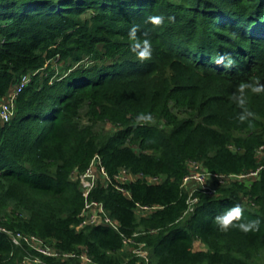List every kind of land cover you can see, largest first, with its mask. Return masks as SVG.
Segmentation results:
<instances>
[{"label":"trees","instance_id":"obj_1","mask_svg":"<svg viewBox=\"0 0 264 264\" xmlns=\"http://www.w3.org/2000/svg\"><path fill=\"white\" fill-rule=\"evenodd\" d=\"M145 38L151 56L141 59L133 49ZM27 73L13 118L0 120V226L85 248L97 264H122L123 235L134 232L153 264H264V169L196 192L187 212L181 187L189 160L218 174L264 168V0H0V102ZM94 154L112 179L120 168L137 175L128 194L100 182L91 191L117 231L77 228L83 197L71 172ZM136 202L158 207L139 213ZM237 204L222 230L216 218ZM248 221L258 226H231ZM25 253L0 232V264Z\"/></svg>","mask_w":264,"mask_h":264},{"label":"built area","instance_id":"obj_2","mask_svg":"<svg viewBox=\"0 0 264 264\" xmlns=\"http://www.w3.org/2000/svg\"><path fill=\"white\" fill-rule=\"evenodd\" d=\"M33 74L34 73H27L22 75L20 80L13 88H11V90L0 102L1 121L8 122L13 118L15 114L16 96L30 82ZM259 149H261V147ZM187 167L188 172L182 178L181 187L190 184L192 186L187 189V210L185 212L191 211L194 204L198 201L196 192L202 191L207 194L215 193V186L209 181L223 183L230 179L233 180L232 177H237L242 179V182L244 183H250L252 180L258 178L260 172L264 169L262 165H259L257 168L247 173L218 174L206 171L200 162L193 160H189L187 162ZM136 176L129 173L126 168H120L114 175V179H112L103 166L102 159L99 154H94L88 165L83 170L74 168L71 172V177L72 179L78 181L81 195L83 197V205L78 213L80 222L78 223L77 228L81 229L87 225L106 224L117 231L119 229V222L108 214L101 201L91 197V191L100 182L103 186L112 185L128 194L127 189H125L123 185L131 182ZM141 176L147 181L148 178L154 180L157 179V177ZM135 205L136 210L139 213H147L158 207L155 205H141L137 202ZM0 232L4 233L13 245L26 248V253L23 255L19 264H46L43 257L58 258L62 262L75 259L77 260V264H97L85 248H82L79 252L61 251L56 249L53 244H50L33 234L23 233L18 230H10L2 226H0ZM138 234V232H134L130 236L123 235V244L128 246L134 255V261L132 264H153L150 261V255L146 248V242L136 240L135 237ZM61 264L71 263L64 262Z\"/></svg>","mask_w":264,"mask_h":264},{"label":"clouds","instance_id":"obj_3","mask_svg":"<svg viewBox=\"0 0 264 264\" xmlns=\"http://www.w3.org/2000/svg\"><path fill=\"white\" fill-rule=\"evenodd\" d=\"M150 20L156 22V23H160L163 21V17H150ZM137 25H133V27L130 29V35H135L136 31H137ZM137 49H139V51L137 52V55L139 58L141 59H148L151 56V43L150 41L145 38L143 41H140L139 39L136 40L135 42V48L133 49V51H136ZM257 91H259V89H257ZM139 119H151V115L149 114L148 116H144L141 115L139 117ZM242 213V209L240 207V205H235L233 208H231L228 212L218 216L216 218L220 228L222 230H227L230 222L236 218L239 217ZM232 227H239L240 229H242L243 231H248L250 228H255L256 226H258V221H248L247 223L241 222L238 225L237 224H232Z\"/></svg>","mask_w":264,"mask_h":264},{"label":"rangeland","instance_id":"obj_4","mask_svg":"<svg viewBox=\"0 0 264 264\" xmlns=\"http://www.w3.org/2000/svg\"><path fill=\"white\" fill-rule=\"evenodd\" d=\"M84 62H87L88 60H87V57H85L84 58V60H83ZM52 65H53V67L57 70H54V73L55 74H57L58 72L59 73H61L62 72V68H63V61L62 60H58V59H53L52 60ZM46 74L45 72H43V70H42V72H41V74ZM107 127H111V128H113V124H111V123H108L107 124ZM261 150L259 149V151H258V156H259V158L261 157ZM232 179L233 180H235V181H241L242 182V179H240V178H237V177H232ZM154 179H149L148 178V181L149 182H153V183H155V182H159V180L158 179H156V180H154ZM212 185H214L215 187L217 186V184H218V182L217 181H209ZM123 183H126V182H123ZM192 185L190 184V185H186V186H183L182 188L187 192L188 190V188L189 187H191ZM196 204V203H195ZM194 204V205H195ZM194 208V207H193ZM195 247L196 248H198V247H204L203 245H201V244H196L195 245ZM121 252V263L122 264H132L133 263V261H134V255H133V253L130 251V248L128 247V246H126V245H124V247L120 250Z\"/></svg>","mask_w":264,"mask_h":264},{"label":"crops","instance_id":"obj_5","mask_svg":"<svg viewBox=\"0 0 264 264\" xmlns=\"http://www.w3.org/2000/svg\"><path fill=\"white\" fill-rule=\"evenodd\" d=\"M3 100V99H2Z\"/></svg>","mask_w":264,"mask_h":264}]
</instances>
